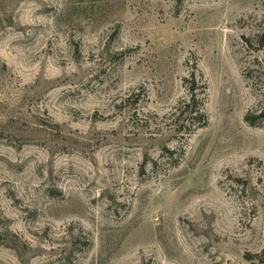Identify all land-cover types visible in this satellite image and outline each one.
<instances>
[{
  "label": "rangeland",
  "instance_id": "obj_1",
  "mask_svg": "<svg viewBox=\"0 0 264 264\" xmlns=\"http://www.w3.org/2000/svg\"><path fill=\"white\" fill-rule=\"evenodd\" d=\"M0 264H264V0H0Z\"/></svg>",
  "mask_w": 264,
  "mask_h": 264
},
{
  "label": "trees",
  "instance_id": "obj_2",
  "mask_svg": "<svg viewBox=\"0 0 264 264\" xmlns=\"http://www.w3.org/2000/svg\"><path fill=\"white\" fill-rule=\"evenodd\" d=\"M183 82L189 97L188 100L178 109L175 125L181 129V131L190 135L207 124V117L203 111L205 84L195 73L191 74L188 78H185ZM246 121L253 125L256 118L249 116L246 118Z\"/></svg>",
  "mask_w": 264,
  "mask_h": 264
}]
</instances>
